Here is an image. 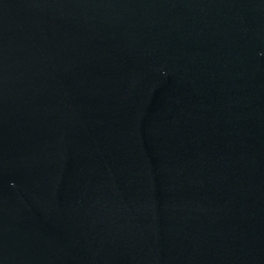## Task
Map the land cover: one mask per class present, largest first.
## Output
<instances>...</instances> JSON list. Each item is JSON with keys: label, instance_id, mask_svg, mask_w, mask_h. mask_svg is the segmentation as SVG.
Here are the masks:
<instances>
[{"label": "water", "instance_id": "obj_1", "mask_svg": "<svg viewBox=\"0 0 264 264\" xmlns=\"http://www.w3.org/2000/svg\"><path fill=\"white\" fill-rule=\"evenodd\" d=\"M0 264H264V0H0Z\"/></svg>", "mask_w": 264, "mask_h": 264}]
</instances>
